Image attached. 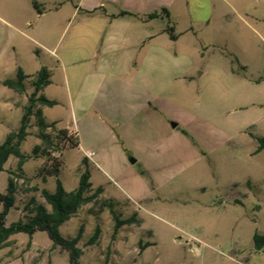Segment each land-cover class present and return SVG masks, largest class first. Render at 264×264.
<instances>
[{
	"label": "rangeland",
	"instance_id": "1",
	"mask_svg": "<svg viewBox=\"0 0 264 264\" xmlns=\"http://www.w3.org/2000/svg\"><path fill=\"white\" fill-rule=\"evenodd\" d=\"M34 1L40 13L33 7ZM62 1L66 0H0V143L18 127L26 103L25 96L1 84L15 76L17 67L32 76L46 68L51 84L43 95L58 104L39 107L43 117L47 122L57 120L58 128L71 123L69 89L73 94L74 80L81 84L91 77L86 71L85 52L100 29L97 18L80 21L79 17L72 22L71 3L76 0L58 6ZM242 31L238 60L224 48L205 49V57L199 62V73L204 75L195 76L190 92L192 116L203 123L206 133L224 143L174 179L149 187L151 194L141 208L127 202L119 188L106 184V178L89 166L90 182L104 188L102 196L116 197L115 209L123 218L136 213L140 225L123 226L113 234L114 222L108 210L98 212L91 204L84 206L60 229L64 237L73 238L82 228L80 264H264V251H256L252 240L255 233L264 235V150L252 154L258 146L253 137L245 146L241 143L243 131L264 138V41L248 30ZM71 44L77 48L76 76L66 65L67 84L57 58L64 59L63 52ZM243 65L246 76L262 78L260 83L243 88L236 76L242 73ZM31 91L28 87L27 95ZM28 133L21 147L26 154L41 143L34 118ZM44 166L45 159L39 156L24 165L26 178L17 180L18 194L7 224L26 215L24 206L30 197L44 204L39 190H54L53 179L44 180L39 175ZM80 167L78 152L65 151L59 175L65 191L77 187ZM4 168L0 193L7 188V172L15 170L16 160L10 159ZM243 192L249 194L244 206L234 203L236 194ZM96 228L99 236L89 245ZM0 264H68V255L52 248L44 233L31 238L19 234L0 249Z\"/></svg>",
	"mask_w": 264,
	"mask_h": 264
},
{
	"label": "crops",
	"instance_id": "2",
	"mask_svg": "<svg viewBox=\"0 0 264 264\" xmlns=\"http://www.w3.org/2000/svg\"><path fill=\"white\" fill-rule=\"evenodd\" d=\"M71 8L72 22L97 18L100 30L85 52L91 77L72 83L71 123L63 128L77 137L80 162L86 159L106 184L141 208L149 187L174 179L224 143L192 116L191 88L195 76L204 75L199 62L207 47L224 48L238 60L242 30L264 41V0H76ZM162 9V18H142ZM121 12L129 15L119 17ZM63 53L65 60L57 59L68 84L66 65L75 78L77 48L71 44ZM246 68L240 66L243 74H236L243 88L260 83L262 78L246 76ZM243 136L245 146L252 136L245 131ZM91 185L105 195L102 186ZM236 195L233 202L244 206L249 194Z\"/></svg>",
	"mask_w": 264,
	"mask_h": 264
},
{
	"label": "trees",
	"instance_id": "3",
	"mask_svg": "<svg viewBox=\"0 0 264 264\" xmlns=\"http://www.w3.org/2000/svg\"><path fill=\"white\" fill-rule=\"evenodd\" d=\"M33 7L40 13L37 3L33 2ZM94 14V11L87 12ZM129 15L121 12L118 16ZM166 16V10L153 12L142 18L154 20ZM139 18V17H137ZM169 38L175 40L173 30H166ZM50 76L45 67H42L35 75L26 76L20 68H17L13 78H7L1 82L2 86L17 95L26 97V103L21 109V117L18 127L9 132L0 143V173L5 171V164L10 160H16L14 171H8L7 188L4 193H0V249H2L11 237L16 235H26L31 238L36 233H44L51 242V247L60 249L67 253L68 264H80L82 250L78 247L81 238L82 228L73 238L64 237L61 234V227L73 218L81 208L91 204L98 209V212L106 209L114 222L113 234L123 226L140 225L137 214L123 218L115 209V201L102 196V189H93L90 183L89 164L86 159H82L80 164V174L77 187L71 191H65L61 180L60 172L64 165V153L68 150L78 148L77 137L67 129L58 128L57 122H47L43 117V112L39 107L51 108L58 103L43 95V90L50 84ZM32 91L27 95V89ZM35 119V126L38 129L37 138L40 145L33 148L30 154L23 153L21 147L29 136L28 129L31 119ZM251 136L257 141V153L264 150V138ZM45 159V166L39 175L53 179L54 190H39L44 204L38 203L35 198L25 203L26 215L15 222L7 224V216L16 202L18 191L17 180L26 178L24 175V165L37 157ZM37 191V189H34ZM127 201V200H126ZM128 202V201H127ZM100 230L96 228L90 237L88 244H94L99 236ZM253 247L256 251H264V235L255 233L253 235ZM142 249V247H140Z\"/></svg>",
	"mask_w": 264,
	"mask_h": 264
},
{
	"label": "built area",
	"instance_id": "4",
	"mask_svg": "<svg viewBox=\"0 0 264 264\" xmlns=\"http://www.w3.org/2000/svg\"><path fill=\"white\" fill-rule=\"evenodd\" d=\"M91 157H92V153H90V154L88 155V158H89V159H91Z\"/></svg>",
	"mask_w": 264,
	"mask_h": 264
},
{
	"label": "water",
	"instance_id": "5",
	"mask_svg": "<svg viewBox=\"0 0 264 264\" xmlns=\"http://www.w3.org/2000/svg\"><path fill=\"white\" fill-rule=\"evenodd\" d=\"M172 126H174V125H172Z\"/></svg>",
	"mask_w": 264,
	"mask_h": 264
}]
</instances>
